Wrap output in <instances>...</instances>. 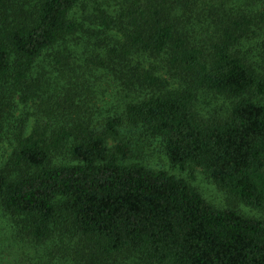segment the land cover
<instances>
[{"label":"trees","instance_id":"1","mask_svg":"<svg viewBox=\"0 0 264 264\" xmlns=\"http://www.w3.org/2000/svg\"><path fill=\"white\" fill-rule=\"evenodd\" d=\"M118 1L98 2L84 25L75 16L83 0H0V145L14 148L0 170V207L16 236L37 246L57 240V250L90 264H264V220L132 163L126 137L145 130L174 168H200L264 209V6ZM103 79L126 99L106 115L84 95ZM203 92L233 105L206 119ZM19 99L36 108L34 126L26 117L9 132ZM63 152L69 162L59 164Z\"/></svg>","mask_w":264,"mask_h":264},{"label":"rangeland","instance_id":"2","mask_svg":"<svg viewBox=\"0 0 264 264\" xmlns=\"http://www.w3.org/2000/svg\"><path fill=\"white\" fill-rule=\"evenodd\" d=\"M103 0H83L82 4L76 10V18L84 25H90V21L87 19L96 13L98 2ZM111 2L108 8H117L119 5L118 0H104ZM228 7L236 8L242 6L246 10L258 11L264 6V0H228ZM252 43L255 41L261 43V35L253 34ZM81 46L89 47L88 41L81 40ZM245 44L247 51L252 56L259 58L260 45ZM161 60L159 61V63ZM158 63V64H159ZM164 79L168 80L175 86V82L162 71ZM91 94L92 100L95 106L100 110L101 114L106 115L109 111H113L116 105L123 103L126 100L116 85L103 79L97 89L93 92H88L84 95ZM85 96V97H86ZM233 105V101L230 99L216 96L209 93H201L197 107L201 115L210 119L213 117L224 116L230 110ZM36 112V108L33 104H24L21 99L18 100L17 106L13 109L12 125L8 127L9 132L15 125H19L20 121L25 120L26 117L30 119L31 128L34 126L35 116L32 115ZM132 137L134 141L135 157L132 161L134 164H142L152 170L166 171L179 178L185 179L191 183V185L197 189L203 196L210 201L215 207L219 209H235L244 216L262 219L264 220V209H254L246 206L238 199L232 197L229 193L218 188L210 177L200 168L189 167L185 170L174 168L170 163L166 152L164 143L160 138L153 137L145 130L135 131L134 134H130L126 137ZM11 142L7 140L0 145V170L3 166L9 162L14 148L11 146ZM2 146V147H1ZM56 162L67 163L69 158L65 152L56 156ZM16 224L12 218L7 215L0 207V264H90L86 261H77L72 254L68 252L69 248H62L57 250V240L50 242L43 246L32 245L30 243H24L23 239L16 236ZM16 236V238L14 237ZM55 248V252H54ZM54 255V258L53 256ZM81 258V257H80ZM124 264H146L137 257L131 258Z\"/></svg>","mask_w":264,"mask_h":264}]
</instances>
